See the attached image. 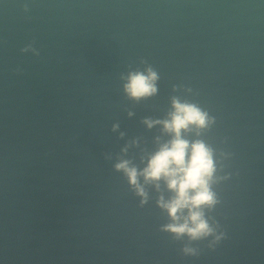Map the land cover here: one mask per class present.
Here are the masks:
<instances>
[{
	"label": "water",
	"instance_id": "obj_1",
	"mask_svg": "<svg viewBox=\"0 0 264 264\" xmlns=\"http://www.w3.org/2000/svg\"><path fill=\"white\" fill-rule=\"evenodd\" d=\"M173 98L210 118L181 132L213 150L206 239L115 168L172 139ZM0 264H264V0H0Z\"/></svg>",
	"mask_w": 264,
	"mask_h": 264
},
{
	"label": "clouds",
	"instance_id": "obj_2",
	"mask_svg": "<svg viewBox=\"0 0 264 264\" xmlns=\"http://www.w3.org/2000/svg\"><path fill=\"white\" fill-rule=\"evenodd\" d=\"M157 79L151 67L147 69L146 75L141 72L130 73L125 91L134 99L151 96L157 91ZM172 103L174 111L169 114L170 119L157 122L163 123L164 130L172 134V139L151 155L142 172L138 173L135 167H129L128 161L117 163L115 168L126 174L136 194L143 197L141 204L146 202V193L138 183V176L142 175L145 182H155L157 188L159 181L166 183L173 195L167 201L163 197L158 200V205L167 211L171 221L163 226V231L171 233L176 239L183 236H187L189 241L206 239L215 235V229L205 218L204 210H211L218 203L211 188L216 172L213 150L201 140L190 144L182 138L181 132L193 126L206 128L210 118L194 104L181 103L175 98ZM146 123L151 127L152 122ZM220 239L221 236H215L216 241ZM181 252L184 255H196V250L187 245Z\"/></svg>",
	"mask_w": 264,
	"mask_h": 264
}]
</instances>
